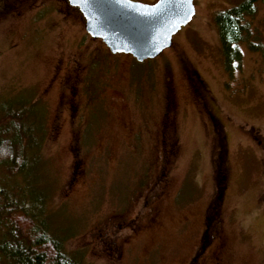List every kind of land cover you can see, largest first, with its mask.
Wrapping results in <instances>:
<instances>
[{
	"label": "rangeland",
	"instance_id": "rangeland-1",
	"mask_svg": "<svg viewBox=\"0 0 264 264\" xmlns=\"http://www.w3.org/2000/svg\"><path fill=\"white\" fill-rule=\"evenodd\" d=\"M242 1L194 0L140 62L66 0H0V117L24 103L40 155L26 175L0 167V189L45 198L82 264H264V0L232 73L216 20Z\"/></svg>",
	"mask_w": 264,
	"mask_h": 264
},
{
	"label": "trees",
	"instance_id": "trees-1",
	"mask_svg": "<svg viewBox=\"0 0 264 264\" xmlns=\"http://www.w3.org/2000/svg\"><path fill=\"white\" fill-rule=\"evenodd\" d=\"M255 2L243 0L217 14L224 64L229 73L240 65L238 44L244 39L242 22L246 15L254 14ZM19 104L3 110L0 117V167L16 177L26 175L40 158L28 152L38 147L39 142L35 143L34 133L27 124L24 103ZM22 192L21 199L13 200L15 193L0 189V264H82L77 255L64 250L63 238L51 234L42 220L45 198L39 202L34 190H29L28 195L25 189Z\"/></svg>",
	"mask_w": 264,
	"mask_h": 264
},
{
	"label": "water",
	"instance_id": "water-1",
	"mask_svg": "<svg viewBox=\"0 0 264 264\" xmlns=\"http://www.w3.org/2000/svg\"><path fill=\"white\" fill-rule=\"evenodd\" d=\"M80 8L87 31L101 37L112 53L137 61L159 56L193 18L194 0H69Z\"/></svg>",
	"mask_w": 264,
	"mask_h": 264
},
{
	"label": "flooded vegetation",
	"instance_id": "flooded-vegetation-1",
	"mask_svg": "<svg viewBox=\"0 0 264 264\" xmlns=\"http://www.w3.org/2000/svg\"><path fill=\"white\" fill-rule=\"evenodd\" d=\"M67 1V3L69 4V6H71V7H73V9H75V10H80V8L78 7V6H76V5H71L70 4V2H69V0H66ZM139 1V0H138ZM142 1V0H141ZM158 0H154V1H152V2H149V3H155V2H157Z\"/></svg>",
	"mask_w": 264,
	"mask_h": 264
}]
</instances>
